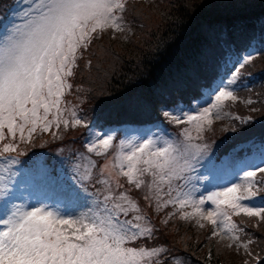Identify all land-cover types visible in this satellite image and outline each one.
Returning a JSON list of instances; mask_svg holds the SVG:
<instances>
[{
    "label": "snow or ice",
    "instance_id": "snow-or-ice-1",
    "mask_svg": "<svg viewBox=\"0 0 264 264\" xmlns=\"http://www.w3.org/2000/svg\"><path fill=\"white\" fill-rule=\"evenodd\" d=\"M127 4L128 0H15L10 18L0 19V264H183L166 246H133L153 239L156 229L138 202L121 190V177L135 189L146 190L144 200L157 213L172 208L161 223L167 225L178 215L198 228L210 225L208 240L250 258L243 264H264V256L252 250L256 237L247 225L233 220L243 215L257 219L254 227L264 223V138L233 143L239 130L225 128L233 135L219 143L197 142L203 141L205 124L211 126L213 116L221 119L222 105L240 99L233 85L241 69L255 59L253 52L229 54V78L221 79L214 96L209 94L208 107L188 114L173 107L175 102L163 101L156 119L132 126L98 171L96 161L82 152L67 158L62 152L51 158L34 154L27 162V178L52 190L55 203L17 202L22 181L18 182L16 166L27 154L21 145L34 143L44 133L62 139L61 128L89 127L66 100L73 89L70 78L94 40L109 30L113 38L131 30L124 18ZM261 40L264 46V35ZM90 66L89 60L86 67ZM128 104L133 110L151 109L139 100ZM232 118L246 126L253 119ZM164 122L193 125L197 135L184 127L180 138H170ZM114 139V133L90 131L86 152L105 156ZM199 170L213 180L226 174L228 186L213 184L216 190L201 193V176L195 175ZM209 203L212 206L205 209Z\"/></svg>",
    "mask_w": 264,
    "mask_h": 264
},
{
    "label": "trees",
    "instance_id": "trees-1",
    "mask_svg": "<svg viewBox=\"0 0 264 264\" xmlns=\"http://www.w3.org/2000/svg\"><path fill=\"white\" fill-rule=\"evenodd\" d=\"M12 2L13 0H0V19L4 18L5 10ZM170 3L171 7L166 11L160 10L163 18L158 29L150 31L152 37L149 41L139 42L138 39L135 43L136 39L132 38L131 44L123 36L119 37L118 35H122L120 33L115 40H109L112 36L109 30L84 51L88 57L85 58V63L78 65L75 75L70 78L73 89L66 100L69 107L76 106L78 116L89 127H77L72 131V128H68V132L61 128L59 135L62 139H53L50 133H44L38 135L34 143L21 145V149L27 153L20 157L25 166H29L27 162L30 157L35 158L34 154L47 156L52 146L63 152V156L71 155L72 152H67L66 149L68 145L74 143L81 144L82 147L93 126L102 128L104 125H114L123 116L131 114L146 118L149 112H153L155 116L163 101L175 102L179 108H184L186 103L195 99L199 81L218 62L224 46H230L234 50L243 45L238 38L249 40L254 34H259L261 38L264 35V0H170ZM129 23L131 28L134 27L132 22ZM123 50L128 53L127 57ZM258 53L260 55L257 59L244 66L247 73L254 77L251 89L246 91L254 103L236 101V112L242 117L258 118L252 113L253 109L264 111V51ZM89 60L91 66L86 67ZM78 88L80 91H77ZM101 100L106 103L100 104ZM131 100L150 104V111L133 110L128 104ZM226 105L232 108L229 103ZM234 123L226 125L230 129L239 130L235 133V140L246 135L264 134V114L248 127L240 128ZM179 127L181 130L184 127L194 128L189 124ZM207 128L205 124V129ZM128 188L130 185L126 181L123 189L127 191ZM129 195L136 200L130 192ZM140 204L142 212L148 216L157 231L155 240L162 241L167 237V241L173 244L171 249L179 250L174 253L180 254L183 264H243L244 259H250L243 254L225 251L220 244L215 243V239L208 240L210 225L206 224L205 233L201 234L194 222L182 221L178 215L167 225L160 224L150 217L141 202ZM171 211L172 208L169 207L160 215L166 217V213ZM233 217L247 225L246 230L258 240L252 250L264 256V223L257 228L254 227L257 224L256 218L243 215ZM140 241L133 246H140ZM209 250L212 252L211 260L208 258ZM172 256L176 257L177 254Z\"/></svg>",
    "mask_w": 264,
    "mask_h": 264
},
{
    "label": "rangeland",
    "instance_id": "rangeland-1",
    "mask_svg": "<svg viewBox=\"0 0 264 264\" xmlns=\"http://www.w3.org/2000/svg\"><path fill=\"white\" fill-rule=\"evenodd\" d=\"M170 7H171L170 0H128L127 11L125 13L124 18H125V21H126V23L128 25V28H130L131 30L130 31L126 30L125 33H122V35H118V36L119 37L127 36V41H131V42H129L131 44L133 43V41H132L133 39L132 38L136 39L135 43H137L138 39H139V42L149 41V39L152 37V32L156 31L158 29L157 26H159L160 20L163 18V16H161L160 10L166 11ZM129 21L134 24V27H132V28L130 27ZM151 30H152V32H150ZM118 36L116 35V38ZM111 39L115 40V38L110 36L109 40H111ZM92 46H93L94 49L96 48L95 45H92ZM251 50H252V48L249 49V50H245V51L251 52ZM245 51H243V52H245ZM240 52H242V51H240ZM123 53H124V56L127 57L128 53L125 52V50H123ZM232 53H234V52H232ZM232 53H230V54H232ZM86 55L87 54L84 52L83 58L79 60V62H78L79 64L78 65H80V63H85L84 62L85 58L88 57ZM226 59H229V55L226 56ZM226 59L224 60L225 62H226ZM222 67H223L222 70H224V72L226 73L225 63L222 65ZM229 67H230V65H229ZM237 67H239V65H237ZM214 78L215 79L213 80V82L209 83V86L205 88L202 96H201V94H199V97L201 96L200 99L202 98L206 102L205 101H203V103L198 102V103H194L192 106H189V108L188 107L187 108H182L184 112H186L188 114H195V111L197 109L202 110L204 107H208L209 104L212 103V100L209 99V94L211 93L214 96L213 89L218 90V88L216 86L220 84L221 79H224L225 82H226L229 77H228V75L225 74L222 78H219L218 75H216ZM240 79H241V74H240L239 80L237 81V84L233 85V88L235 89V94L240 98L237 101H243L244 103L247 104V100L250 99V96L247 95V94H249V92H247V93L246 92H242L240 94H237L236 92L239 89H241L242 87H245L243 85H247V87H248L250 85V79H246V80L245 79H241L240 80ZM221 86H223V85H221ZM86 88H87V85H86ZM70 101H72V100L70 99ZM226 103H229V106H232V108L231 109L228 108ZM235 108H237L236 101L233 102V101L229 100V101L225 102L222 105L221 119L217 120V119H215V116H213V121H214L213 124L211 126H208L207 130L205 131L208 134L206 133V135L203 136V141H199V142H206V143L212 144L213 142H211V141L214 138L222 139L225 136L233 135L230 132H225L224 129L225 128L230 129L226 125L227 123L232 124V123L238 121V120H235V119L232 118L234 116H239L240 117V115L235 112L236 111ZM252 113L256 114L258 116V118L254 117L252 119V121H251V124L254 123V121H258L259 118H261L262 115L264 114V111H260V110L255 109V111L253 110ZM251 124L246 126V125H243L242 123H238V124H235V125L237 127L243 128V127H248ZM175 128L179 130V126L175 125ZM114 129H117V127L115 126ZM68 130L69 129H66L64 132H68ZM72 130H73V128L70 131H72ZM74 132H76V130ZM95 133H97V131H95ZM105 133H107V132L103 133V131H100L101 135H103ZM168 133L170 134V138L171 137H176V135L174 133H171V132H168ZM128 134H129V131L127 129L125 131H123V132L115 133V139L113 141V147L107 153V155H105V156L97 157L94 154H88L87 152H84V151L82 153H85L86 156L90 155L91 158L96 161L97 171H98L99 167H102L103 165H105L113 157L114 153L117 150V146L119 144V141L121 139H124ZM178 138H180V135H179ZM84 143L85 142H83V144ZM66 149H67V152H72V153L73 152L74 153L75 152H80L79 149H77V147H76V145L74 143H72L71 146L68 145V148H66ZM50 150L51 151H49V153L47 154V157H50V158L51 157H56V156H58L61 153L60 150H57L53 146L50 148ZM31 159L32 158L30 157V160ZM20 160L23 163V159L20 158ZM0 162H2V161H0ZM18 166L19 165H17L16 168H19ZM225 178H228V177H226V174L223 175L222 180L224 181ZM17 179H18V182L22 181V183H18V187H17V196L19 197L17 202H27L28 204L35 205V206H39L40 204H50L51 205V204L55 203L56 194L52 190H50V189H48V188H46V187H44L42 185H39V184H36V183L30 181L27 178V175L25 177H20V178H17ZM120 182L123 185H125L126 179L121 177L120 178ZM197 186L199 187L200 192L204 193V194H206L207 191L216 190L215 188H213L212 190H206L204 188V186H202V182L201 181L198 182ZM221 186H228V185L224 184V185H221ZM121 190H124V189H121ZM127 191H129L134 196V198L139 201L138 202L139 207H141V204H140V202H141L143 207L145 208L144 210L148 212L150 217H153V219L156 222L162 224L161 221L163 219H165V216L162 215V214L160 215V213H157L155 211L154 207H150L148 202H146L144 200V196L146 194V190H138V189H135L134 186L130 185V188H128ZM198 195H199V193H198ZM260 203H258V204H260ZM210 206H212V205H210V203L206 204L205 205V209H207ZM237 223H239V222H237ZM206 227L207 226H205L204 228H198L197 227V229H198V231L201 234H204L205 230H206ZM156 234H157V231H155L154 238L151 239V240H141L140 241L141 245L142 244H146L148 247H153L155 245L156 246L157 245H163V246H166L167 248H170V249L172 248L173 244L169 240L168 241H163V242L160 241V240H155ZM215 243H216V240H215ZM179 245L181 246V244H179ZM223 249L225 251H230V250H228L227 248H224V247H223ZM172 251H175V250H172ZM175 254H177V257L179 259H181L180 254H178V253H175Z\"/></svg>",
    "mask_w": 264,
    "mask_h": 264
},
{
    "label": "bare ground",
    "instance_id": "bare-ground-1",
    "mask_svg": "<svg viewBox=\"0 0 264 264\" xmlns=\"http://www.w3.org/2000/svg\"><path fill=\"white\" fill-rule=\"evenodd\" d=\"M89 140V139H88Z\"/></svg>",
    "mask_w": 264,
    "mask_h": 264
}]
</instances>
